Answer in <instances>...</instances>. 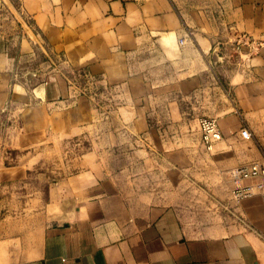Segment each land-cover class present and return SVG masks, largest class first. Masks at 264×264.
Returning a JSON list of instances; mask_svg holds the SVG:
<instances>
[{
  "label": "crops",
  "instance_id": "1",
  "mask_svg": "<svg viewBox=\"0 0 264 264\" xmlns=\"http://www.w3.org/2000/svg\"><path fill=\"white\" fill-rule=\"evenodd\" d=\"M0 116V264H264V198L231 193L264 163V0H0ZM183 183L229 222L185 225Z\"/></svg>",
  "mask_w": 264,
  "mask_h": 264
},
{
  "label": "built area",
  "instance_id": "2",
  "mask_svg": "<svg viewBox=\"0 0 264 264\" xmlns=\"http://www.w3.org/2000/svg\"><path fill=\"white\" fill-rule=\"evenodd\" d=\"M261 44L249 34L240 35L230 44L220 42L216 52L224 61L228 57H241L245 51L249 54L256 52ZM203 143L208 150L213 148L222 135L217 120L202 117L199 120ZM231 193L237 199H246L255 196L264 198V163L249 162L240 167L231 180Z\"/></svg>",
  "mask_w": 264,
  "mask_h": 264
},
{
  "label": "rangeland",
  "instance_id": "3",
  "mask_svg": "<svg viewBox=\"0 0 264 264\" xmlns=\"http://www.w3.org/2000/svg\"><path fill=\"white\" fill-rule=\"evenodd\" d=\"M7 121V118L0 116V160L4 156L6 157L5 153L7 155L10 153V159L7 160V163H12L16 155L13 153L11 155V151L5 144ZM63 161L67 163L70 160L66 159ZM54 167H57V164H53L52 168L54 169ZM148 179H150V184L151 180L153 181V177ZM155 180L158 187L165 181L164 176L160 174H158ZM173 193V202L176 204V208L185 225L191 227H216L229 222V211L219 205L215 198L211 197L202 185L199 184L193 187L184 183L178 184L174 188Z\"/></svg>",
  "mask_w": 264,
  "mask_h": 264
}]
</instances>
